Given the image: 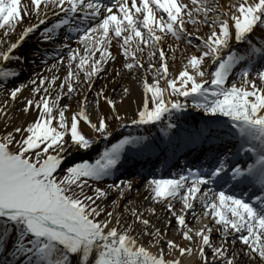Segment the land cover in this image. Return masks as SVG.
Masks as SVG:
<instances>
[{
	"label": "snow or ice",
	"instance_id": "obj_1",
	"mask_svg": "<svg viewBox=\"0 0 264 264\" xmlns=\"http://www.w3.org/2000/svg\"><path fill=\"white\" fill-rule=\"evenodd\" d=\"M32 35L50 45L32 53L43 67L8 88L20 75L8 62H26L17 53ZM169 37L173 59L181 41L190 49L176 73ZM113 41L120 67L111 87L96 88L99 74L113 71ZM125 76L143 93L131 115ZM0 92V264H184L193 255L198 264H264V0H0ZM65 97L77 98L76 110ZM190 106L203 115L182 127L177 114ZM14 108L34 115L16 124ZM193 149L196 166L185 159L178 173L145 180L144 199L167 209L164 230L149 219L154 206L133 201L122 223L134 180L99 186L104 179L130 160L168 165ZM89 151L95 157L73 160ZM110 192L118 194L111 207ZM196 204L203 217L195 219L210 223L186 222ZM173 219L187 244L167 237Z\"/></svg>",
	"mask_w": 264,
	"mask_h": 264
},
{
	"label": "bare ground",
	"instance_id": "obj_2",
	"mask_svg": "<svg viewBox=\"0 0 264 264\" xmlns=\"http://www.w3.org/2000/svg\"><path fill=\"white\" fill-rule=\"evenodd\" d=\"M221 3H227V0H221ZM35 19V18H33ZM197 27H199V34L200 35H204L206 34L209 29L204 26V25H187V28L189 31H193L194 29H196ZM19 32V29H17V33ZM260 30H257V33L259 34ZM12 39L15 38V34L12 35L11 37ZM193 39H195L193 37ZM198 42V41H197ZM73 43V46H75V43ZM177 42L169 37L168 41L164 44V48L166 51H169V59L167 61V65H168V70L169 73H176L180 66H181V51L182 50H186L188 49V46L181 41L179 43V50L175 51L174 56L175 58L173 59V53L171 50L168 49L167 45L168 44H173L175 45ZM235 43V42H233ZM40 46L43 48L46 47H50V45L44 44V45H39V42L37 40V36L36 35H32L27 41L26 44L23 48H21L19 50V52L17 54H23L27 57L26 62L21 65L18 61H10L8 62V66L10 68H12L15 71H18L20 73L19 75V79L18 80H10L7 84L8 88H11L12 86H14V84L19 83V82H26L28 80V78L31 76L33 71L39 72L41 67H43V65L41 64L39 58L35 59L33 61V57H32V53L36 50V47ZM190 50V49H188ZM111 52L114 56H116V60L115 61H110L108 64V68L112 69V73L110 74H105V73H101L99 74V76L96 78L95 80V87L99 88L105 84H107L109 87L112 86V75L114 74L115 70L118 69L120 67V61L122 59V57H120L118 55L117 52V44L115 41L112 42L111 44ZM138 55H141L145 58V67H147V49H145L144 53H138ZM158 60V56L152 61L154 64L156 63V61ZM48 63H51V60L48 61ZM205 67H209V65H207V63L205 64ZM53 72H56L55 69H53ZM65 72V69L62 67L60 68L59 72L56 73L59 76H63ZM138 75L143 76L144 73L143 72H139L137 73ZM234 79V77H232ZM147 79L149 81H151L152 76L149 74L147 76ZM122 84L128 85L130 86V95L128 96V98H126L123 101L122 107L124 110H126L129 115H131V113L135 110L136 108V102H139L142 99V89L140 88L139 85H137L136 81L132 79L131 76H125L122 80H121ZM237 83H239V81H237ZM161 86L163 85V81L161 82ZM117 89H119V85H117ZM24 95H28L27 91L24 92ZM91 95V94H89ZM113 96H115V93H112ZM5 99L4 93L0 92V102H2ZM183 100V98H181ZM62 103H70L71 104V108L72 110H76L77 109V98L73 97L71 99H69L68 97L63 98ZM190 104V102H189ZM19 102H16L15 104V108H19ZM15 108L12 110V115L13 117H18L14 123L16 124H20L23 123L25 120H31L34 113H28V114H23L20 113L19 115L17 114V112L15 111ZM101 108H104L103 103H101ZM70 115V113H69ZM199 115H203V113H199ZM199 115H198V110H195L193 108H191V106L187 109L186 114H177V119L180 121L181 126L182 127H190L193 123L198 122L199 121ZM223 119V118H221ZM83 127V125H81ZM85 130L87 131V129L85 128ZM129 167H130V163H126V165L124 166V168H122L124 171H121L119 175H117V177L113 180H119V179H132L134 180V189L131 191L130 194H128L125 198V200L120 204V207L118 209V211H120L122 213L121 218H124L125 220H131V217L129 215H125L123 214V208H124V204H127L128 201H133V204L136 206H142L144 208H147L149 206H154L156 208V214L155 215H150L149 219L152 221L153 224L156 225V227L160 228L161 231L164 230V223L165 220H167L168 214H167V209L164 205L162 204H155L152 205V201L149 200H145L144 198L147 197L149 195V193L144 189V183H145V179L147 177V175H149V172H147V170L144 171H138L136 173L134 172H129ZM160 169V168H158ZM137 173H139V175H137ZM147 174V175H146ZM111 181V183L113 182ZM141 183V184H140ZM110 194H113L115 196V199H117L118 194L114 193V192H110ZM112 206V205H111ZM110 206V207H111ZM175 207L177 209V211L179 212L182 205L178 202L175 203ZM195 216H200L203 217V212L202 209L200 208L199 204H196L195 206V214L193 215V213L190 211L189 213H187V220L186 222L192 226V227H198L201 223H205V222H209L210 221H205L203 218L201 220H197L195 219ZM174 223V227L168 231V227H167V237L170 239H174L177 243L181 244V245H185L187 244V241H184L178 234L176 231L177 225L175 220H172ZM220 237L219 234L216 232L212 233V240L214 242L219 241ZM148 241L149 239L144 236L142 238V240L140 241L141 243L145 244L146 246H148ZM229 247H231V245H229ZM240 247L239 243L237 242L236 248L238 249ZM193 248L195 250V245H193ZM153 252H157L158 249H150ZM210 252V251H209ZM211 256V255H209ZM183 261L184 264H198V259L193 255L191 257L189 256H185L183 257ZM238 264H250V262L247 260L246 257H242L241 260L238 262Z\"/></svg>",
	"mask_w": 264,
	"mask_h": 264
},
{
	"label": "rangeland",
	"instance_id": "obj_3",
	"mask_svg": "<svg viewBox=\"0 0 264 264\" xmlns=\"http://www.w3.org/2000/svg\"><path fill=\"white\" fill-rule=\"evenodd\" d=\"M233 42H234V41H233ZM231 79H233V78H231ZM230 82H231V80H230ZM4 129H5V124H4V123H0V132H3ZM9 129H10V126H9ZM127 131H129V130H127ZM95 155H96V152H95V151H89V152H87L86 154H84V153H75V154L73 155V160H75L77 156H82L83 159H91V158L95 157ZM146 179H147V178H146ZM146 179H145V180H146ZM111 181H112V180H109L108 178H105L104 181L102 182V184H100L99 186L102 187L104 184H110ZM140 184H141V183H140ZM86 191H89V190H86ZM113 200H115V196H114L113 194H110V193H109L107 199L104 200V204H105L106 206H109V207H110V206L112 205V201H113ZM124 220H125L124 218H121L122 223H123ZM136 227H137V228H140V225L137 224ZM173 227H174V223H173V221H172L171 225L168 226V231H170ZM146 237H147V236H146ZM147 238L149 239V237H147ZM209 255H211L210 252H209Z\"/></svg>",
	"mask_w": 264,
	"mask_h": 264
}]
</instances>
